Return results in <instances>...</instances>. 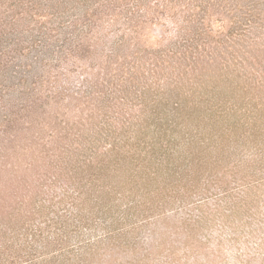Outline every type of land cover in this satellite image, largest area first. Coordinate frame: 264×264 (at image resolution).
Instances as JSON below:
<instances>
[{
    "label": "rangeland",
    "instance_id": "374dc122",
    "mask_svg": "<svg viewBox=\"0 0 264 264\" xmlns=\"http://www.w3.org/2000/svg\"><path fill=\"white\" fill-rule=\"evenodd\" d=\"M174 51L189 68L202 62L211 80L220 74V89L258 101L264 0H0V164L42 162L87 109L121 99L135 70L142 79ZM255 179L251 192L183 210L174 203L139 229L135 246L93 252L91 264H264V177Z\"/></svg>",
    "mask_w": 264,
    "mask_h": 264
},
{
    "label": "trees",
    "instance_id": "16d2710c",
    "mask_svg": "<svg viewBox=\"0 0 264 264\" xmlns=\"http://www.w3.org/2000/svg\"><path fill=\"white\" fill-rule=\"evenodd\" d=\"M177 53L155 58L143 80L135 70L121 99L87 109L42 162L0 164V264H91L99 250L135 246L174 203L251 192L264 177V93L234 96Z\"/></svg>",
    "mask_w": 264,
    "mask_h": 264
}]
</instances>
